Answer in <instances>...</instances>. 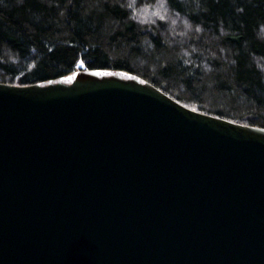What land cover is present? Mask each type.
Instances as JSON below:
<instances>
[{"label":"water","instance_id":"1","mask_svg":"<svg viewBox=\"0 0 264 264\" xmlns=\"http://www.w3.org/2000/svg\"><path fill=\"white\" fill-rule=\"evenodd\" d=\"M0 264H264V129L82 65L0 83Z\"/></svg>","mask_w":264,"mask_h":264},{"label":"trees","instance_id":"2","mask_svg":"<svg viewBox=\"0 0 264 264\" xmlns=\"http://www.w3.org/2000/svg\"><path fill=\"white\" fill-rule=\"evenodd\" d=\"M129 2L0 0V83L69 79L82 65L264 129V0H135L155 23L134 20Z\"/></svg>","mask_w":264,"mask_h":264},{"label":"clouds","instance_id":"3","mask_svg":"<svg viewBox=\"0 0 264 264\" xmlns=\"http://www.w3.org/2000/svg\"><path fill=\"white\" fill-rule=\"evenodd\" d=\"M126 7L130 8L131 11V17L134 20H137L140 23H146V22H151V23H155V19L148 21L145 18H143L142 16L139 15V10L137 9V7L135 6V0H131V2H129ZM159 19H164L163 16H159ZM173 23H175V21H173ZM264 67V66H262Z\"/></svg>","mask_w":264,"mask_h":264}]
</instances>
